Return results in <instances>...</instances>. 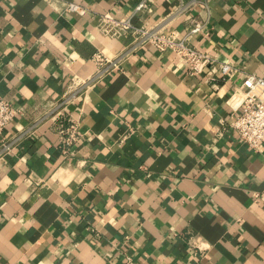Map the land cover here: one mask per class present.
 Wrapping results in <instances>:
<instances>
[{
	"label": "crops",
	"instance_id": "0c3cea01",
	"mask_svg": "<svg viewBox=\"0 0 264 264\" xmlns=\"http://www.w3.org/2000/svg\"><path fill=\"white\" fill-rule=\"evenodd\" d=\"M142 1L0 0V95L21 110L0 134V264H264V144L228 122L235 87L264 78V0H145L132 15L181 36L201 23L190 42L233 62L228 80L143 48L91 82L95 55L132 41L100 15ZM71 94L82 137L66 156L46 115Z\"/></svg>",
	"mask_w": 264,
	"mask_h": 264
},
{
	"label": "built area",
	"instance_id": "2783aa9c",
	"mask_svg": "<svg viewBox=\"0 0 264 264\" xmlns=\"http://www.w3.org/2000/svg\"><path fill=\"white\" fill-rule=\"evenodd\" d=\"M70 11H78L77 3H68ZM152 11L147 1H142L134 9L131 16L117 18L110 13L99 17L97 27L106 35L120 39L129 36L132 41L123 52L115 58L98 53L94 60L98 70L92 81H98L106 75L120 70L124 60L132 53L143 48H154L160 52L172 51L180 57L188 67L190 75L203 74L207 69L211 71L210 80L218 82L233 77L238 68L231 61H220L210 52L194 46L190 42L192 35L202 31L203 25L195 23L184 36L177 32L167 33L165 22L155 26H137L132 22V15L143 11ZM88 83V82H87ZM86 83V84H87ZM74 94L65 96L46 116L57 117V135L59 137V148L66 156L70 155L72 148L80 141L82 133L77 121L71 118L67 111V104ZM230 102L235 105V112L228 120L231 127L237 133L242 143L247 144L255 150H259L264 144V78L256 74L248 73L241 86L235 87L230 97ZM21 110L11 105L0 95V134L6 127L11 125ZM6 145L4 150H8ZM124 264H137L132 258H128Z\"/></svg>",
	"mask_w": 264,
	"mask_h": 264
}]
</instances>
